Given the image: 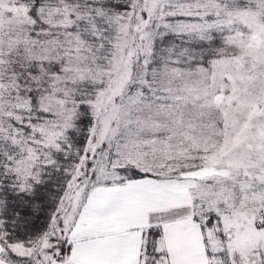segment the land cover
Segmentation results:
<instances>
[{"label":"snow or ice","instance_id":"snow-or-ice-1","mask_svg":"<svg viewBox=\"0 0 264 264\" xmlns=\"http://www.w3.org/2000/svg\"><path fill=\"white\" fill-rule=\"evenodd\" d=\"M0 264H264V0H0Z\"/></svg>","mask_w":264,"mask_h":264}]
</instances>
